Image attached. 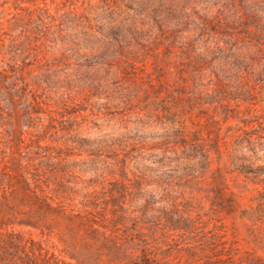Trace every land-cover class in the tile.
<instances>
[{
	"label": "rangeland",
	"instance_id": "obj_1",
	"mask_svg": "<svg viewBox=\"0 0 264 264\" xmlns=\"http://www.w3.org/2000/svg\"><path fill=\"white\" fill-rule=\"evenodd\" d=\"M3 174L66 263L261 264L264 0H0Z\"/></svg>",
	"mask_w": 264,
	"mask_h": 264
},
{
	"label": "trees",
	"instance_id": "obj_2",
	"mask_svg": "<svg viewBox=\"0 0 264 264\" xmlns=\"http://www.w3.org/2000/svg\"><path fill=\"white\" fill-rule=\"evenodd\" d=\"M2 177H0L1 199L11 198V200L16 201L17 195H20L19 203L5 205L9 212H14L15 208L20 206H27L28 212L41 217L50 214L55 217H62L64 214L63 206L52 207L51 203L47 202L46 197L36 193L37 185L31 189L29 183L23 179L22 184L17 186L9 181L5 183V177ZM12 216L0 219V264H70L57 259L43 248L40 241H35L30 236L26 237L15 228L16 226L38 228L34 221L29 218H17L13 214Z\"/></svg>",
	"mask_w": 264,
	"mask_h": 264
}]
</instances>
